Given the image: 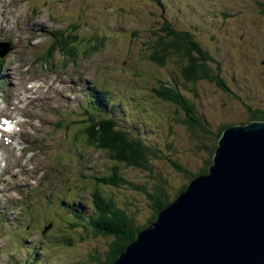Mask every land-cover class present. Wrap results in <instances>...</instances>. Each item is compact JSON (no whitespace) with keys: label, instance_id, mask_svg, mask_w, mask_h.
<instances>
[{"label":"rangeland","instance_id":"374dc122","mask_svg":"<svg viewBox=\"0 0 264 264\" xmlns=\"http://www.w3.org/2000/svg\"><path fill=\"white\" fill-rule=\"evenodd\" d=\"M135 1L141 5L144 3L142 10L138 9ZM160 1L165 6L164 10L152 0H14L20 12L19 16H15L18 11L13 14L15 26L24 19V25L34 28L39 35L24 46L17 40L21 37L19 33L11 34L8 40L14 48L4 58L0 55V59H5L0 61V82L4 81L7 85V101L0 100V114L11 113L26 121L23 118L25 111L31 117V129L25 127L23 133L17 132L13 136L17 148L4 144L0 148V204L4 206L8 220L0 229V264H22L25 260L28 264H85L92 254L108 251L106 242L102 240H77L78 237H74L72 245L64 242L57 244L48 231L46 235L49 237L42 238V231L49 222H55V231L60 226L68 230L75 211L91 215L93 190H85L84 186L92 183L85 178L83 185H78L81 175L74 170L81 169L86 176L92 172L102 176L108 167L111 170L112 161L106 153L96 152L71 133H64L67 127L63 119V129L55 131L53 126L61 118L41 112V104L50 112L60 109L64 115L71 116L81 112L79 100L84 87L97 84L110 92L117 109L115 117L121 119L120 123L126 131L131 130L147 144L162 150L166 143H174L172 159L192 170L201 167L203 157L193 153L186 129L174 125L175 135L167 133L166 128L173 124L170 121L172 111L159 103L150 91L155 82L151 79L153 74L169 84L178 80V73L172 71V67L158 68L140 56L144 49L143 39L149 37L146 31L153 26L160 28L164 20L176 21L179 31L193 33L215 59L216 62L209 66L220 75L224 86L219 88L216 83L202 81L198 84L199 98L194 99L198 108L203 110L205 121L210 123L211 132H216L221 125L234 127L239 122L244 123L247 106L258 105L256 108L264 109V17L253 10L256 0ZM12 3L13 0H10ZM240 7L243 12L237 14ZM153 9L157 13L151 16L149 13ZM225 13L229 16L223 17ZM79 19L83 25L78 23ZM71 24L80 25L79 35H95L98 32L101 39L105 37L107 40L105 47L90 56L82 55L77 62H70L56 50L51 51L49 47L55 42L52 33L60 34ZM25 32L23 29V34ZM134 32L141 35L137 38ZM216 39L218 42L214 43ZM5 51V47L0 48V54ZM38 55L39 58L52 56L55 70L50 65L45 67L37 62ZM42 61H45L44 58ZM64 63L67 66H61ZM35 74L45 77L48 87L39 89L41 95L30 94L33 100L28 103L29 94L22 90L21 80ZM17 94L18 104V98H14ZM62 94L67 96L62 97L60 105ZM79 119L77 117L75 121ZM146 119L150 120L148 124ZM25 133L33 139V146L28 149L24 148L22 140ZM34 169L44 172L41 181L36 183L30 182L35 176ZM157 172L163 173L175 187L185 183L181 174L163 162L157 163ZM143 176L131 169L125 173L127 180L137 186L145 182ZM14 189L27 195L29 191H34L29 197L32 201L28 213L12 209L14 205L10 199L11 195L14 196ZM38 192L40 194H36ZM104 196L112 197L120 207L131 200L143 211L142 220L147 216L148 200L141 191L126 186L120 190L111 187ZM67 201L75 204V211L62 206ZM77 202L79 205H76ZM83 205L87 210L82 209ZM11 211L13 213H8ZM48 211H55L59 219L53 213L46 216ZM25 226L31 227L27 233ZM21 235L27 240L24 241ZM51 250L53 254L50 255Z\"/></svg>","mask_w":264,"mask_h":264},{"label":"trees","instance_id":"16d2710c","mask_svg":"<svg viewBox=\"0 0 264 264\" xmlns=\"http://www.w3.org/2000/svg\"><path fill=\"white\" fill-rule=\"evenodd\" d=\"M152 2L158 4L164 10L165 6L160 0H152ZM135 3L139 10H142V7L145 6L144 3L141 5L139 1H135ZM155 4H153L154 8ZM255 7L253 10L264 17V2L256 0ZM239 12H243L242 7L238 9L237 14ZM156 13L153 9L149 15L152 16ZM225 14L223 17L229 16ZM140 20L144 22L142 17ZM79 21L81 22L80 19L78 23ZM79 24L83 25V23ZM176 24V21L164 20L160 28L155 25L152 29L146 31L149 37L143 39L144 49L141 50L140 56L158 68L172 67L171 70L178 73V80L172 84L156 77L155 74L151 75V79L155 82L150 91L159 103H163L169 111H172L170 121L173 124L166 128L167 133L174 134V125L185 128L187 137L190 138L193 153L203 157L202 165L200 168L198 167L199 170L197 169L199 172L192 170L172 159L174 158L171 155L175 148L174 143H166L165 149L162 150L147 144L131 130H124L116 122V108L109 109L107 107L106 103L111 101L110 95L106 98L102 95L100 98H104L103 103L98 105L92 102V98L95 96L93 92L89 98L91 105L80 107L81 112L72 113L71 116L65 115V126L67 128L64 129V133H68L67 135L71 133L72 136L74 135L96 152L104 151L108 159L112 161L110 162L111 170L108 167L103 175L98 178L97 176L88 177L92 184L84 186L85 190H93L91 194V201L94 204L93 214H77L74 218L77 223L70 224L69 231L62 229L59 225V231L57 230L53 235L56 237L57 242H64L67 245H72L74 237H78L77 240L89 238L105 241L108 251L92 254L85 261V264H113L117 261L126 248L137 239L138 232L155 222L159 212L171 205L187 189L193 179L208 174L222 133L231 127L230 124L221 125L216 132H211L209 130L210 123L205 121L203 110L201 109V111L194 102V99L199 98L198 84L200 82L216 83L219 88L224 85L222 80L219 79L220 75L209 66L210 63L216 62L210 52L198 42L193 33L179 31ZM193 29L196 28L193 27ZM80 33L81 30L77 28V24H71L60 34L53 32L55 42L50 45V50H56L55 52L58 51L70 62H74L79 55L90 56L91 53L101 51L107 43L106 38L101 39L98 32L95 35H79ZM133 34L137 38L141 35H139V32ZM217 42L216 39L214 43ZM83 48L86 49L83 50ZM52 59V56L45 59V65H48L49 60ZM217 65L220 66L219 63ZM256 106L258 105L247 106L246 121H243L244 123L239 122L236 125H245L252 121L263 122L264 109L256 108ZM93 112H95V115ZM77 117L80 119L75 121ZM146 121L148 124L150 120L146 119ZM62 126L63 123L58 122L53 128L55 131H61ZM207 141H210V143L207 144ZM159 162H163L172 170L174 168L185 179V183L178 187L173 186L169 178L163 176V173L159 174L157 172V163ZM128 169L143 174L145 182H140L137 186L127 180L125 173ZM78 185H83V182L79 181ZM123 186L141 191L146 196L148 205L147 216L144 220L141 218L143 211L137 208L131 200H128V204H125L124 207H120L112 197L107 198L104 196L107 193L105 190L111 187L120 190ZM62 206L69 208L66 203H63ZM70 207L72 210L74 209L72 206Z\"/></svg>","mask_w":264,"mask_h":264},{"label":"water","instance_id":"95a60500","mask_svg":"<svg viewBox=\"0 0 264 264\" xmlns=\"http://www.w3.org/2000/svg\"><path fill=\"white\" fill-rule=\"evenodd\" d=\"M113 264H264V122L227 128L208 174Z\"/></svg>","mask_w":264,"mask_h":264},{"label":"bare ground","instance_id":"6f19581e","mask_svg":"<svg viewBox=\"0 0 264 264\" xmlns=\"http://www.w3.org/2000/svg\"><path fill=\"white\" fill-rule=\"evenodd\" d=\"M8 7H9L10 9H12V14H14L15 11H18V12H19V10H18V8H17L15 2H13L12 4L9 3ZM16 19H17V18H16ZM23 29L26 31L24 34H23ZM15 32H17V33L20 34L21 37H17V40H20V43H19V44H22V45H24V46H26V45L28 44V42H30V41L32 40V38H34L35 36H38V35H39V33L36 32V31L34 30V28H32V29H31V28H27V27L24 25V19H23L21 22H18V26H15V25H14V28H13L12 30L8 31V33H11V34H15ZM2 36H3V33L0 32V39L2 38ZM33 49H34V48H33ZM24 58H25V57H24ZM24 58H23V59H24ZM38 58H39V55H38ZM43 58H44V60H45V59H48L49 57L47 56V58H46L45 56H40V58L38 59L37 62H39V63H40V62L43 63V61H42ZM51 62H52V60H49V65H50V66L53 65ZM54 64H56V63H54ZM31 66H35L34 63H31ZM28 81H30L29 78H28V76L25 77L23 80H21V87H22V89L24 90V93H28L29 95L31 94V95L34 96V95H35V90H38L39 87L34 86V87L32 88L31 83H27ZM50 88H51V87H50ZM86 90H87L86 87H84L81 96L85 95ZM72 91H74V90L72 89ZM62 92L65 93V90H63ZM98 92H99L100 94L104 93V91H102V90H100V91H98ZM66 93H68L67 90H66ZM74 94H75V93H74ZM105 94H107V93H105ZM18 95H19V94H17V96H14V97L18 98V99H17V102L20 101ZM34 98H35V97H34ZM105 98H106V97H105ZM31 100H33V98H31ZM35 100H36V98H35ZM261 122H262V121H261ZM103 152H104V151H103ZM42 175H43V171L38 170V169H35V177H36V179H37V182H38V181H41V177H42ZM72 179H73V178H72ZM192 181H193V180H192ZM192 181H191V182H192ZM78 203H79V202H77L76 205H79ZM135 241H136V240H135ZM135 241H134V242H135Z\"/></svg>","mask_w":264,"mask_h":264},{"label":"clouds","instance_id":"9594fccd","mask_svg":"<svg viewBox=\"0 0 264 264\" xmlns=\"http://www.w3.org/2000/svg\"><path fill=\"white\" fill-rule=\"evenodd\" d=\"M10 0H0V27L6 31H10L15 25V16H19L20 12H16L15 16L12 14V9L7 7Z\"/></svg>","mask_w":264,"mask_h":264},{"label":"flooded vegetation","instance_id":"af4514ba","mask_svg":"<svg viewBox=\"0 0 264 264\" xmlns=\"http://www.w3.org/2000/svg\"><path fill=\"white\" fill-rule=\"evenodd\" d=\"M249 109V108H248Z\"/></svg>","mask_w":264,"mask_h":264}]
</instances>
